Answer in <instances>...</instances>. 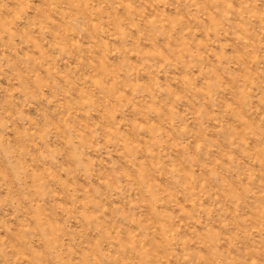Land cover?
Wrapping results in <instances>:
<instances>
[{
  "label": "rangeland",
  "instance_id": "1",
  "mask_svg": "<svg viewBox=\"0 0 264 264\" xmlns=\"http://www.w3.org/2000/svg\"><path fill=\"white\" fill-rule=\"evenodd\" d=\"M0 264H264V0H0Z\"/></svg>",
  "mask_w": 264,
  "mask_h": 264
}]
</instances>
